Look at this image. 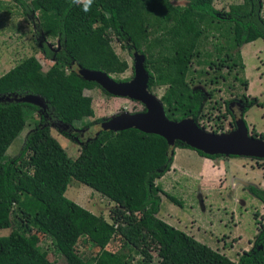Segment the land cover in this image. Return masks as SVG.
<instances>
[{
	"label": "trees",
	"instance_id": "16d2710c",
	"mask_svg": "<svg viewBox=\"0 0 264 264\" xmlns=\"http://www.w3.org/2000/svg\"><path fill=\"white\" fill-rule=\"evenodd\" d=\"M260 9V0L233 3L227 10L214 7L213 0H185L183 4L171 0H93L85 12L82 4L73 0H29L39 35L58 38L60 47L54 52L40 40L44 56L52 58V63L43 70L31 59L17 62L0 74V95L39 94L47 102L44 111L50 109L62 123L83 121L93 114L92 98L84 89L102 87L82 78L70 64L107 73L123 71L127 62L115 51V39L144 54L148 88L164 86L160 100L165 115L173 120L191 116L197 121L205 96L192 86V75L188 77L193 58L216 68L243 72L240 46L259 36L264 38ZM215 31L224 41L215 45L213 59L201 45ZM210 81L215 78L210 77ZM240 82L247 87L244 76ZM241 99L245 102L243 112L256 100L245 94ZM38 108L27 101L0 100V228L11 227L0 235V264H57L40 246L39 233L51 239L65 264H133L131 251L147 260L155 251V264H264V223L251 250L232 260L156 216L158 192L182 205L155 182L172 163L171 147L194 149L179 139L170 145L162 135L135 127L98 129L73 157L51 134L50 127L40 124L26 133L18 154L7 157L6 149L25 125L26 115ZM226 111L231 113L228 106ZM218 127L216 130L223 129ZM234 127L233 119L228 130ZM250 134L263 137L254 130ZM194 150L208 158L222 155ZM70 177L115 203L109 220L64 195ZM248 189L264 205V188L249 185ZM81 236L97 247L86 259L76 249ZM114 237L121 241L122 250L106 247Z\"/></svg>",
	"mask_w": 264,
	"mask_h": 264
},
{
	"label": "rangeland",
	"instance_id": "374dc122",
	"mask_svg": "<svg viewBox=\"0 0 264 264\" xmlns=\"http://www.w3.org/2000/svg\"><path fill=\"white\" fill-rule=\"evenodd\" d=\"M0 9V74L23 59L31 61L39 68L46 69L53 61L44 56L40 40L56 49V38H42L38 33L37 18L29 11V0H1ZM176 4H183L185 0H171ZM243 0H213V5L219 10H227L230 4ZM261 1L259 15L264 20V0ZM218 31L209 33L202 40L201 48L210 52V58H216L215 45L223 42ZM112 45L118 55L125 59L127 67L116 73H109L112 77L131 73L134 63L133 55L128 48L117 40ZM244 62L243 72H236V68L227 70V67L208 65L201 59L193 58L191 71L193 87L204 93V101L200 116L196 123L208 131H226L232 121L240 114V107L233 106L241 95L256 100L243 113L249 133L254 130L264 136V38L257 37L240 46ZM217 61V59H216ZM76 69L75 65L70 66ZM204 69L202 73L198 69ZM206 70V72H205ZM222 74L224 76H222ZM237 75L238 78L234 76ZM215 81H210V77ZM244 76L247 87L240 82ZM164 86H157L153 93L160 99ZM208 91H211L209 94ZM84 93L92 98L93 114L83 121H75L76 127L83 128L84 138L92 136L100 129L97 119L108 118L120 111L136 112L144 108L137 100L128 97L105 93L102 88L93 86L85 88ZM232 100V101H231ZM234 107L235 115L226 111V105ZM42 111L37 109L26 115L25 125L12 139L6 149L7 157H14L22 147L26 133L40 124H47L50 132L57 138L70 156L75 157L81 144L69 136L65 130L67 126H57L56 119L52 122L41 118ZM89 122V124H86ZM222 126L223 129L216 130ZM216 130V131H215ZM83 138V139H84ZM173 160L167 171L155 182L169 194L182 201V205L172 202L164 193L158 192L160 197L156 216L173 226L186 231L197 240L206 243L211 248L226 254L232 260L248 250H251L255 236L264 223V205L248 189L249 185L264 188V158L242 155H224L215 158L201 156L190 147H171ZM64 195L88 208L96 214H101L109 220V211L115 203L100 194L92 187L70 177ZM39 204L35 205V208ZM11 227H1L0 235L7 234ZM39 244L46 250L49 260L57 264H65L63 256L56 251L51 239L39 233ZM121 241L114 237L107 244L113 251L121 249ZM76 249L83 258H88L97 251L85 236H81L76 243ZM134 254L133 264H155L156 252H150L147 260L141 254ZM148 261L145 263V261Z\"/></svg>",
	"mask_w": 264,
	"mask_h": 264
},
{
	"label": "water",
	"instance_id": "95a60500",
	"mask_svg": "<svg viewBox=\"0 0 264 264\" xmlns=\"http://www.w3.org/2000/svg\"><path fill=\"white\" fill-rule=\"evenodd\" d=\"M132 54L134 75L130 80H116L105 71L89 69L77 64V73L82 78L94 80L110 94L128 97L140 101L144 105V109L140 111H120L104 118L100 123V129L118 130L135 127L145 132L162 135L170 145L174 143L175 139H179L194 149L206 153L264 158V138L252 136L249 133L242 108L235 119V127L220 132L206 130L203 126L198 125L191 116L178 120L169 119L165 115L161 100L153 92L147 90L148 74L143 66L144 54L137 50H133ZM0 100L31 102L37 105L41 111L47 107L46 100L41 95L33 93L0 95Z\"/></svg>",
	"mask_w": 264,
	"mask_h": 264
},
{
	"label": "flooded vegetation",
	"instance_id": "af4514ba",
	"mask_svg": "<svg viewBox=\"0 0 264 264\" xmlns=\"http://www.w3.org/2000/svg\"><path fill=\"white\" fill-rule=\"evenodd\" d=\"M57 39V47H56V49H54L53 47L51 48V46L48 44V46H49V48L50 49H52L54 52L55 51H57L58 49H59V47H60V45H59V43H58V38H56ZM47 44V43H46ZM127 48H128V52H130V54H132V52H133V50L134 49H132V48H129L128 46H126ZM133 55V54H132ZM51 57H53L54 58V55L53 56H51ZM49 59H52V58H49ZM73 65H75V67H76V69H77V65L76 64H74V63H72V64H70V66H73ZM133 75H134V63H133V65L131 66V73H129V74H126V75H123V76H118L117 78L119 79V80H130L132 77H133ZM148 78V77H147ZM148 81V80H147ZM154 89H156V88H154ZM154 89H149L148 88V85H147V90H149V91H151V92H153V90ZM132 100H134V99H132ZM232 101V100H231ZM229 103H230V101L227 103V105L226 106H228L229 107V109H230V111H231V113L233 114V116L235 115V112H234V107L233 106H236V107H240V108H244L243 106H245V102H244V100L243 99H241V97H240V100L239 101H234V104H233V106L232 105H229ZM144 108H141V110H143ZM243 112V111H242ZM244 113V112H243ZM41 115V118L42 119H44V120H49V121H51L52 122V117H54L55 119H56V122H54V124L55 125H57V126H59V127H61V126H67L66 127V130H65V132L69 135V136H71V137H73V139L75 140V141H77L78 143H80L81 144V147L83 146V144L90 138V136H87L86 138H84V136H85V134L83 133V128H80V127H76L75 126V124L74 123H72V124H65V123H62L59 119H57L55 116H54V114L50 111V109L49 110H47V111H42V113L40 114ZM97 132V130L94 132V134ZM93 134V135H94ZM92 135V136H93ZM84 138V139H83ZM262 138H264V136L262 137Z\"/></svg>",
	"mask_w": 264,
	"mask_h": 264
},
{
	"label": "clouds",
	"instance_id": "9594fccd",
	"mask_svg": "<svg viewBox=\"0 0 264 264\" xmlns=\"http://www.w3.org/2000/svg\"><path fill=\"white\" fill-rule=\"evenodd\" d=\"M73 2L75 4H82L83 10L87 12L90 10L93 0H73Z\"/></svg>",
	"mask_w": 264,
	"mask_h": 264
}]
</instances>
